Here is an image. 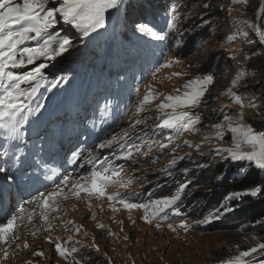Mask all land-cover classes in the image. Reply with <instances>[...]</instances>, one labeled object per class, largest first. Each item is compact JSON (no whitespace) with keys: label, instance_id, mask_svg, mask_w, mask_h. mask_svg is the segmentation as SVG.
Masks as SVG:
<instances>
[{"label":"snow or ice","instance_id":"6c2138e0","mask_svg":"<svg viewBox=\"0 0 264 264\" xmlns=\"http://www.w3.org/2000/svg\"><path fill=\"white\" fill-rule=\"evenodd\" d=\"M230 2L233 5H240L247 4L248 0ZM122 3L123 0H19V2L0 0V140H3V144L0 145V157L11 158L14 167L21 164L27 155L25 149L28 147L30 135L29 125L45 107L44 103L35 102L42 82L48 84L49 92L57 88L61 82L59 79L48 81L45 70L54 66L52 62L57 61V58L73 47L75 39L88 37L104 29L109 15L112 12L119 14ZM198 6L205 9L210 7L207 2ZM187 10H181L179 0H171L166 30H157L146 22L138 23L136 30L158 41H166L172 34L182 38L184 35L182 25L183 20L187 19ZM226 11L234 29L232 34L227 35L226 42L243 39L251 46L257 43V40L251 38L254 35L259 43L264 45V0H261L256 12V22L237 19L232 15V8H227ZM61 24L69 26L74 35L64 34ZM229 51L231 58L235 60L239 50ZM256 54V51H252L245 60ZM174 63L179 64V60H170L156 67L151 73L153 81L157 79L161 68L171 67ZM173 75L181 76L183 73L176 72ZM245 77L246 72L240 67L230 86L218 93L217 98L227 97L229 103L211 109L212 114L218 115L219 121L207 125L199 109L208 104L204 98L209 91L208 86L214 82L213 75L205 74L189 79L182 85V89L174 88L167 94L157 92L153 83L147 85L142 97L136 101L127 127L111 133L107 139L99 140L94 147L87 150L86 155L79 149L72 151L74 163L83 155V162L78 168H74L72 173L63 174L58 182L54 183L51 191L38 190L30 199L20 204L16 211L6 218V222H0V264H4L10 256L16 255V251L10 252L9 248L15 241L21 239L18 234L21 226L33 224L29 229L32 236L56 231L54 223L56 217L51 213L66 214L62 201L70 197L80 199L83 198L82 194H85L91 212L89 218L93 220L97 218L96 213L91 211L92 199L106 198L108 209L113 214L121 209L126 210L129 213L127 218L133 225L135 220H132L131 212L138 209L142 210L140 219L150 225L154 223L157 229L166 224L172 232L181 229L187 233L194 226L209 224L223 214L233 211L230 206L232 201L264 194L262 178L252 186L228 193L219 206L202 219L191 223L186 219H180L178 224H173L169 222V212L179 215L178 204L186 195V189L191 181L180 183L170 195L153 198V193L149 192L148 199L144 202L139 200L142 192L130 190L129 186L134 180L135 183L142 184L147 179V175L143 174L147 170H142V174L135 177L124 174L126 163L135 165L147 159L158 161L160 155L168 150L171 158L159 170L167 177L173 176V170L181 162L191 160L193 153L197 157L209 156L213 162L240 164L242 165L239 169L240 175H247L246 170L251 169L264 172V129L257 130L248 122L245 114V110L248 109L259 116H264V103L261 102L264 97L242 94L241 90L247 87L243 83ZM61 79L65 83L68 82L67 76ZM139 91L140 89H137V92ZM105 106L107 107V104ZM153 112L156 113L155 117L151 115ZM229 112L234 115H230ZM212 118V115L208 117L209 120ZM150 119L153 121L151 124ZM206 129L211 132L210 135L204 134ZM185 133L200 135L201 139L199 142L182 139ZM31 134L37 141L44 140L34 127ZM226 137H230V144L221 143ZM207 145L211 146L208 151H202ZM36 147L43 151L42 143L36 144ZM184 147L191 151L181 152ZM195 166L204 168L210 165L197 163ZM8 171L0 166V173ZM183 171L187 173L188 169ZM56 175L57 172L53 169L52 176ZM7 178L12 180L15 177L9 174ZM224 178V175H221L216 179L221 181ZM109 187H115L117 190L108 192ZM37 216L39 226L33 223ZM117 223L121 225L120 231L123 232V222ZM61 224L65 231H71L73 235L44 237L46 242L54 246L56 256L62 258L65 264H94L93 258L87 253L100 252L95 237L91 238L90 243L83 244L74 238L75 235L88 237L83 225H76L71 219L62 220ZM96 227L107 230L108 236L113 239L119 238L108 226L99 221ZM128 239L129 236H123V240ZM28 248L26 239L15 244V250ZM43 256L44 252L41 250L32 253L33 258ZM103 256L107 259V264H112V259L107 253H103ZM28 264L32 262L29 261ZM219 264H264V242L240 250L237 255L221 260Z\"/></svg>","mask_w":264,"mask_h":264},{"label":"rangeland","instance_id":"374dc122","mask_svg":"<svg viewBox=\"0 0 264 264\" xmlns=\"http://www.w3.org/2000/svg\"><path fill=\"white\" fill-rule=\"evenodd\" d=\"M170 2L171 0H123L119 14L112 12L104 29H100L88 37L75 39L73 47L57 58V61L52 62L54 66H50L45 71L57 67L64 70L65 66L68 65L72 66L73 69L80 70L78 63L84 66L83 63L85 62L86 66L84 70H81L82 76H85L86 70L101 64L100 58L97 59L96 45L93 46L95 40L103 35L110 34L106 32L113 33L116 30L111 42L120 47V38L117 31L120 30L129 44L142 39L147 43L149 41L156 43L162 51L160 52L162 63L179 60V64L174 63L171 67L161 68L155 81H153L151 75L137 93V101L142 97L144 89L150 83L155 85L157 92L167 94L172 92L174 88L182 89V85L189 79L202 77L205 74L213 75L214 82L208 86L209 91L204 98L208 101V104L206 107L202 106L199 111L203 113L206 125L214 124L219 121V117L212 114L211 109L229 103L227 97L217 98L218 93L230 86L231 80L240 67H243L246 72L243 83L247 85L246 88L241 90L242 94L264 97V45H261L254 35L251 38L257 40V43L251 46L247 45L243 39L226 42L227 35L232 34L234 31L231 26L232 20L226 9L232 8V15L237 19L256 22V12L261 0H248L247 4L240 5H233L230 0H179L181 10L188 9L186 12L187 19L183 20L184 35L182 38L172 34L168 40L158 41L142 35L136 30V25L141 23V20H139L140 17H131L133 3H138L141 6L147 4L148 7L153 9L155 17L158 18L159 13L164 17L166 23L169 18ZM203 2H207L210 7L206 9L199 7L198 5ZM125 6L127 10L124 9ZM162 9H165L163 13ZM60 27L64 29V34L74 35V31L69 26L61 24ZM163 30H166L165 27ZM107 47H109V54L111 53L114 57L118 56L115 51L110 50L112 47H110L109 42L101 48L106 49ZM230 49L239 50L236 53L235 60L230 56ZM252 51H256L257 54L245 60V57ZM88 56L90 57L88 58ZM176 72H181L183 75H173ZM261 102L264 103V100ZM135 105L132 107L129 117L114 132L127 127ZM229 114L234 115L232 112H229ZM245 114L248 122L252 123L257 130L264 129V123H262L264 116H259L248 109L245 110ZM151 115L155 117L156 113L153 112ZM210 115L213 116L211 120L208 119ZM152 122L150 119L149 123ZM204 134L210 135L211 132L206 129ZM182 139L199 142L201 136L185 133ZM221 143L230 144V137H226L225 141ZM210 147V145H207L202 151L207 152ZM169 151L161 154L158 161L147 159L135 165L129 163L128 168L124 170V174L133 175L134 177L141 175L142 170H147L143 173L147 175V179L142 184H137L134 180L129 186L130 190L136 189L142 192L139 200L144 202L147 201L149 192L153 193V198L170 195L173 194L180 183L191 181L182 200L188 198L192 205V211L186 216L182 215L181 206L183 201L181 200L178 204L179 215L169 212V222L178 224L180 219H186L191 223L202 219L218 207L228 193L238 191L232 188V182L243 176L239 174L240 164L213 162L209 156L197 157L193 153L191 160L186 159L181 162L173 170V176L167 177L159 170L171 158ZM188 151L191 150L187 147L181 149V152ZM197 163L210 166L197 168L195 166ZM153 169L157 171L153 172ZM184 169H188V172L185 173ZM261 173L264 175V172ZM221 175H224L225 178L217 181L216 178ZM116 190L115 187L107 189L108 192ZM82 197L80 199L70 197L62 201L66 214L51 213L52 216L56 217L54 220L56 231L32 236L29 234V229L33 227V224H28L27 227L21 226L18 232L21 239L15 241L9 248L10 252L16 251V255L14 257L10 256L4 264H28L29 261L32 264H65L62 258L56 256L54 246L46 242L44 237L48 235L53 237L73 235L71 231H65L61 224L62 220L66 221L68 219L73 220L76 225H83V230L88 233V237L75 235L76 240L88 244L91 242V238L95 237V243L99 245L100 252L87 253L93 258L94 264H107V259L103 256V253H107L111 257L112 264H132L133 261L135 264H219L221 260L237 255L240 250H246L257 243L264 242V233L261 231L264 229V221L253 223L246 217H239L236 213V209L240 207L239 203L244 202L245 197L242 200L231 202L230 206L234 209L233 211L223 214L209 224L194 226L187 233L181 229L172 232L166 224L157 229L154 223L150 225L140 219L142 210L138 209L131 212L132 220H135L133 225L127 218L129 213L126 210L121 209L113 214L107 207L108 201L106 198L92 199L91 211L96 213L97 219H90L91 212L88 207L87 196L82 194ZM97 221L108 226L119 238L113 239L108 236L107 230L98 229L96 227ZM119 221L123 222V232L120 231L121 225L117 223ZM33 223L39 226L38 216ZM124 235L129 236L127 241L123 240ZM25 239L29 244V248L23 251L15 250V244L22 243ZM37 250L43 251L44 256L33 258L32 253Z\"/></svg>","mask_w":264,"mask_h":264},{"label":"trees","instance_id":"16d2710c","mask_svg":"<svg viewBox=\"0 0 264 264\" xmlns=\"http://www.w3.org/2000/svg\"><path fill=\"white\" fill-rule=\"evenodd\" d=\"M133 4L134 6L132 9H138L139 11L138 14L134 15V17L141 16V18H143V12L145 13V11L148 9L147 4H145L144 6H141L138 3ZM124 9L127 10L126 6L124 7ZM164 11L165 9H162V13ZM131 17L133 16L131 15ZM118 37L120 38L119 43L121 44L122 50L130 46L128 40L124 39V35L120 30H118ZM262 178H264V175H262L261 172H258L255 169H251L247 171V175H243L240 178L235 179L232 182V188L234 190H242L249 186H252L255 183H258ZM239 204L240 207L236 209V213L239 217H246L253 223L264 221V194L258 197H245L244 202H241ZM181 211L183 212L182 215L184 216L192 211V205L190 204V201H188V198L186 200L184 199V201L182 202ZM261 231L264 233V229H262Z\"/></svg>","mask_w":264,"mask_h":264},{"label":"bare ground","instance_id":"6f19581e","mask_svg":"<svg viewBox=\"0 0 264 264\" xmlns=\"http://www.w3.org/2000/svg\"><path fill=\"white\" fill-rule=\"evenodd\" d=\"M119 45H120L119 49L122 50L121 44H119ZM123 47H124V46H123ZM122 51H123V50H122Z\"/></svg>","mask_w":264,"mask_h":264}]
</instances>
